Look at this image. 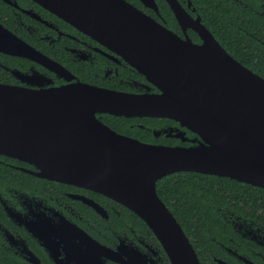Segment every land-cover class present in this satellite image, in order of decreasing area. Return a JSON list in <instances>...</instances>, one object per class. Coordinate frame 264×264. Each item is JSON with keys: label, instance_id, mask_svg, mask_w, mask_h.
I'll return each instance as SVG.
<instances>
[{"label": "water", "instance_id": "obj_1", "mask_svg": "<svg viewBox=\"0 0 264 264\" xmlns=\"http://www.w3.org/2000/svg\"><path fill=\"white\" fill-rule=\"evenodd\" d=\"M35 1L120 52L159 92L130 94L81 82L39 89L0 83V154L32 164L40 177L112 198L145 222L171 264H201L156 181L188 171L264 188V77L228 54L199 18L193 27L202 43L195 44L125 0ZM168 1L183 24L187 13ZM9 35L5 30L0 50L13 53L4 46ZM97 112L169 117L197 143H145L115 132Z\"/></svg>", "mask_w": 264, "mask_h": 264}, {"label": "flooded vegetation", "instance_id": "obj_2", "mask_svg": "<svg viewBox=\"0 0 264 264\" xmlns=\"http://www.w3.org/2000/svg\"><path fill=\"white\" fill-rule=\"evenodd\" d=\"M125 1L180 39L188 38L195 44L202 43L193 27L199 18L226 52L245 65L204 23L194 0H172L189 17L183 24L168 0ZM225 1L241 7L247 17L253 15L264 29V0ZM4 29L10 33L4 46L13 53L0 50V83L39 89L81 82L130 94L159 92L120 52L35 0H0V47ZM260 50L258 47L251 55L254 61ZM43 57L54 64L38 60ZM95 115L115 132L145 143H197L194 133L169 117ZM31 171H36L32 164L0 154V256H13V264H171L152 231L149 229L153 235L130 222L123 209L126 206L97 191ZM186 192L192 194L193 190ZM260 215L255 213V217ZM228 217L221 223L228 232L211 237L207 253L202 249L204 255L215 264L216 259L227 264H264V220Z\"/></svg>", "mask_w": 264, "mask_h": 264}, {"label": "trees", "instance_id": "obj_3", "mask_svg": "<svg viewBox=\"0 0 264 264\" xmlns=\"http://www.w3.org/2000/svg\"><path fill=\"white\" fill-rule=\"evenodd\" d=\"M204 23L237 59L264 77V29L253 15H244L241 7L225 0H194ZM256 61L251 55L258 48ZM0 72V80H3ZM187 189L193 190L187 194ZM159 197L181 224L193 247L198 250L201 264H215L207 253L211 237H219L229 228L221 224L225 216L234 219L264 220V188L197 172H175L156 182ZM263 208V212L259 209ZM130 222L151 233L144 221L127 208ZM255 213H261L255 217ZM231 214H234L231 217ZM152 234V233H151ZM153 235V234H152ZM154 237V236H153ZM155 238V237H154ZM203 249V250H202ZM13 256H0V264H13Z\"/></svg>", "mask_w": 264, "mask_h": 264}]
</instances>
